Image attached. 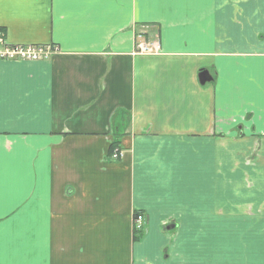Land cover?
<instances>
[{
    "label": "crops",
    "instance_id": "0c3cea01",
    "mask_svg": "<svg viewBox=\"0 0 264 264\" xmlns=\"http://www.w3.org/2000/svg\"><path fill=\"white\" fill-rule=\"evenodd\" d=\"M0 33L55 47L0 61V264H264V0H0Z\"/></svg>",
    "mask_w": 264,
    "mask_h": 264
},
{
    "label": "built area",
    "instance_id": "2783aa9c",
    "mask_svg": "<svg viewBox=\"0 0 264 264\" xmlns=\"http://www.w3.org/2000/svg\"><path fill=\"white\" fill-rule=\"evenodd\" d=\"M55 52V47L33 45H10L0 37V61H24L34 62L47 60ZM160 52L159 43L149 40L144 35H137L134 53L140 55H156ZM116 152L111 156L112 160L120 157ZM134 228L139 231L142 228L143 218L141 215L134 216Z\"/></svg>",
    "mask_w": 264,
    "mask_h": 264
},
{
    "label": "trees",
    "instance_id": "16d2710c",
    "mask_svg": "<svg viewBox=\"0 0 264 264\" xmlns=\"http://www.w3.org/2000/svg\"><path fill=\"white\" fill-rule=\"evenodd\" d=\"M120 154V149L118 147V141H114L110 148H109V155L108 156H112L114 153ZM109 157V158H110ZM144 232V228H141L139 231H134L133 235H134V240L137 241L138 239L141 238L142 233Z\"/></svg>",
    "mask_w": 264,
    "mask_h": 264
},
{
    "label": "water",
    "instance_id": "95a60500",
    "mask_svg": "<svg viewBox=\"0 0 264 264\" xmlns=\"http://www.w3.org/2000/svg\"><path fill=\"white\" fill-rule=\"evenodd\" d=\"M212 81V78L210 77L209 73L207 71H200L198 73V82L201 86L210 83ZM173 229V226L167 227L166 231H170Z\"/></svg>",
    "mask_w": 264,
    "mask_h": 264
},
{
    "label": "rangeland",
    "instance_id": "374dc122",
    "mask_svg": "<svg viewBox=\"0 0 264 264\" xmlns=\"http://www.w3.org/2000/svg\"><path fill=\"white\" fill-rule=\"evenodd\" d=\"M203 262H205V260Z\"/></svg>",
    "mask_w": 264,
    "mask_h": 264
}]
</instances>
